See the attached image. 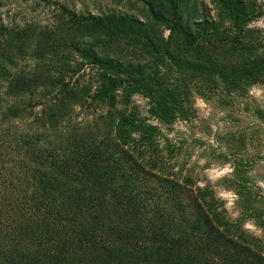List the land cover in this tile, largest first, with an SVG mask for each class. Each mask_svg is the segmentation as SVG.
Listing matches in <instances>:
<instances>
[{"label":"trees","instance_id":"1","mask_svg":"<svg viewBox=\"0 0 264 264\" xmlns=\"http://www.w3.org/2000/svg\"><path fill=\"white\" fill-rule=\"evenodd\" d=\"M140 1L148 22L62 6L33 47L31 26L0 23V264H264L220 232L209 187L167 173L198 79L264 83V0H209L231 28L203 1ZM134 95L149 110L121 113Z\"/></svg>","mask_w":264,"mask_h":264},{"label":"rangeland","instance_id":"2","mask_svg":"<svg viewBox=\"0 0 264 264\" xmlns=\"http://www.w3.org/2000/svg\"><path fill=\"white\" fill-rule=\"evenodd\" d=\"M1 1L0 23L31 26L35 40L32 47L43 31L58 33L63 22L59 16L62 6L84 14L128 12L150 21L148 8L140 0ZM199 1L206 4L204 12L210 19L231 28L216 5L209 0ZM250 27L264 31V17ZM155 28L169 35L165 25ZM83 80L95 89V73L88 72ZM195 81H191L192 86ZM201 82L208 89L199 85ZM196 84L199 89L189 90L194 102L193 118L177 122L172 135L180 136L182 153L178 159H172L167 173L195 191L209 187L203 198L220 232L236 245L264 258V83L242 91L210 78H200ZM118 107L127 114L149 110L148 100L140 95L132 96L130 103L119 99ZM239 162L243 163L242 168L237 167Z\"/></svg>","mask_w":264,"mask_h":264}]
</instances>
